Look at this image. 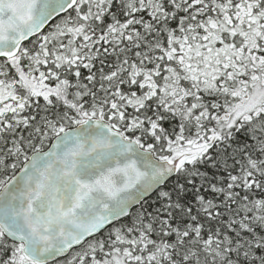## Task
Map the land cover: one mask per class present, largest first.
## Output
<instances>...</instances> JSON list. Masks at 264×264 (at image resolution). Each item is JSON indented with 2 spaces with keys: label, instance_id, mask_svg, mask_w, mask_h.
Listing matches in <instances>:
<instances>
[{
  "label": "snow or ice",
  "instance_id": "1",
  "mask_svg": "<svg viewBox=\"0 0 264 264\" xmlns=\"http://www.w3.org/2000/svg\"><path fill=\"white\" fill-rule=\"evenodd\" d=\"M0 264H264V0H0Z\"/></svg>",
  "mask_w": 264,
  "mask_h": 264
}]
</instances>
